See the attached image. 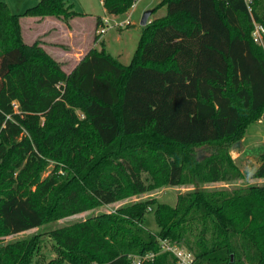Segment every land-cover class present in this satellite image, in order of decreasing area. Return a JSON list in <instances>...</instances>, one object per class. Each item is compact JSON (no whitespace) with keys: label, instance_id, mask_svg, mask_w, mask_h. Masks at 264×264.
Returning a JSON list of instances; mask_svg holds the SVG:
<instances>
[{"label":"trees","instance_id":"trees-1","mask_svg":"<svg viewBox=\"0 0 264 264\" xmlns=\"http://www.w3.org/2000/svg\"><path fill=\"white\" fill-rule=\"evenodd\" d=\"M102 1L116 15L136 0ZM160 6L166 15L143 27L128 65L94 48L67 73L38 40L24 41L20 15L0 0V236L168 186L239 178L227 146L204 158L195 149L237 142L264 114V46L252 37L264 0L253 17L245 0ZM76 13L39 0L25 14ZM261 156L253 176L264 178ZM49 237V261L35 235L1 245L0 264H132L149 252L143 264H177L162 241L186 247L194 264H264V185L183 192L175 205L148 198Z\"/></svg>","mask_w":264,"mask_h":264},{"label":"rangeland","instance_id":"rangeland-1","mask_svg":"<svg viewBox=\"0 0 264 264\" xmlns=\"http://www.w3.org/2000/svg\"><path fill=\"white\" fill-rule=\"evenodd\" d=\"M1 1L7 3L12 12L20 15L24 41L32 44L38 40L53 60L58 62L67 73L71 72L79 59L94 48L98 51L104 49L105 53L117 58L120 63L128 65L140 44L144 27L141 21L144 13L156 8L162 2V0H136L129 11L114 15L106 10L102 0H65L77 12L66 18L57 15L26 16L27 9L36 5L39 0ZM166 12V6H160L152 13L150 20L162 18ZM98 18H102L105 22L106 30L102 34H99L97 29H101L104 22L102 21L97 28ZM127 20L130 23H126ZM244 131L245 134L242 135L243 137L241 136L242 139L238 140L241 141L240 147L231 149L237 141L228 145L210 144L195 149L196 156L204 158L227 146L241 169V175L233 182H213L201 187L193 185L168 186L153 192L121 199L108 205H97L87 211L62 218L58 222L45 223L40 227L17 234L2 235L0 236V246L39 235L44 240L42 247L44 258L49 261L56 256L52 249V239L49 237L50 231L54 228L80 222L104 213H112L120 207L148 198H157L160 202L175 205L178 195L183 192L198 189H249L264 185V178L253 176V171L260 164L261 155L264 153V114H261L255 122L244 128ZM55 164L56 161L50 159L49 165L43 171V176L48 175ZM145 222L152 231H159L154 212L146 215Z\"/></svg>","mask_w":264,"mask_h":264},{"label":"built area","instance_id":"built-area-1","mask_svg":"<svg viewBox=\"0 0 264 264\" xmlns=\"http://www.w3.org/2000/svg\"><path fill=\"white\" fill-rule=\"evenodd\" d=\"M245 1L247 3L249 12L252 14L254 0H245ZM126 23H130L129 20H127ZM253 23H254V29L252 31V37L256 43L264 46V25L257 22L254 19V17H253ZM105 30H106V26L104 22V26L101 29H97V32L99 34H102L105 32ZM162 250L172 252L177 259V264H194L195 256L186 247L173 245L167 241H162ZM154 257H155L154 252H149L144 255H134L131 256L132 264H143L146 260L153 259Z\"/></svg>","mask_w":264,"mask_h":264},{"label":"water","instance_id":"water-1","mask_svg":"<svg viewBox=\"0 0 264 264\" xmlns=\"http://www.w3.org/2000/svg\"><path fill=\"white\" fill-rule=\"evenodd\" d=\"M153 11H154V9H150V10H147V11L144 13V15H143V17H142V21H141L142 25L145 26L148 22H150V17H151V15H152ZM240 146H241V141H238L237 143H235V144L232 146L231 149H233L234 147H240Z\"/></svg>","mask_w":264,"mask_h":264},{"label":"crops","instance_id":"crops-1","mask_svg":"<svg viewBox=\"0 0 264 264\" xmlns=\"http://www.w3.org/2000/svg\"><path fill=\"white\" fill-rule=\"evenodd\" d=\"M21 24H22V23H21ZM22 27H23V26H22ZM22 30H23V28H22ZM79 60H80V59H79ZM79 60L77 61V63L79 62ZM77 63H76V64H77ZM76 64H75V65H76Z\"/></svg>","mask_w":264,"mask_h":264}]
</instances>
